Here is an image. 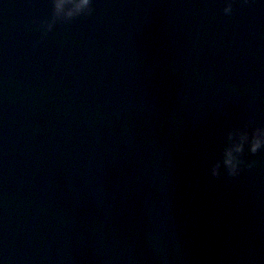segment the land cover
Returning <instances> with one entry per match:
<instances>
[{
  "label": "water",
  "instance_id": "1",
  "mask_svg": "<svg viewBox=\"0 0 264 264\" xmlns=\"http://www.w3.org/2000/svg\"><path fill=\"white\" fill-rule=\"evenodd\" d=\"M0 0L5 264H264V2ZM216 174H213V168Z\"/></svg>",
  "mask_w": 264,
  "mask_h": 264
},
{
  "label": "clouds",
  "instance_id": "2",
  "mask_svg": "<svg viewBox=\"0 0 264 264\" xmlns=\"http://www.w3.org/2000/svg\"><path fill=\"white\" fill-rule=\"evenodd\" d=\"M233 3L234 0H223V13L226 16L232 14ZM92 5L93 0H52V20L47 27L50 29L52 23L57 20L69 21L77 16L90 14ZM228 140L230 144L224 150L223 163L229 173L235 175L242 164L239 154L244 150L245 145H247L248 151L251 153L264 149V126L252 128L251 133H249L247 127L243 129L233 128L228 132ZM212 171L215 175V167ZM0 264H5V262L0 259Z\"/></svg>",
  "mask_w": 264,
  "mask_h": 264
}]
</instances>
